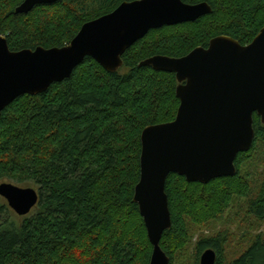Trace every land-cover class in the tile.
<instances>
[{"label":"trees","instance_id":"obj_1","mask_svg":"<svg viewBox=\"0 0 264 264\" xmlns=\"http://www.w3.org/2000/svg\"><path fill=\"white\" fill-rule=\"evenodd\" d=\"M22 1L0 0V36L10 51L61 48L84 23L134 0H60L15 14ZM181 1L205 2L211 13L149 31L121 56L123 73H108L86 57L68 79L20 96L2 111L0 181L33 185L38 202L21 222L0 206V264H149L152 247L133 202L140 134L173 121L179 101L174 74L139 63L155 55L183 57L217 36L247 45L264 26V0ZM253 129L254 141L237 155L233 176L207 184L167 177L171 226L160 247L168 264H199L208 248L216 252L215 264H264L259 233L231 261L224 260L226 230L199 238L189 254L192 231L210 227L241 201L246 216L264 221V182L256 188L250 174L264 163V125L256 114Z\"/></svg>","mask_w":264,"mask_h":264},{"label":"water","instance_id":"obj_2","mask_svg":"<svg viewBox=\"0 0 264 264\" xmlns=\"http://www.w3.org/2000/svg\"><path fill=\"white\" fill-rule=\"evenodd\" d=\"M60 0H23L15 14ZM203 2L135 0L122 2L112 12L84 23L61 48L10 51L0 36V116L15 99L36 96L53 83L68 79L86 57L108 73L122 66L121 56L151 30L194 22L209 15ZM157 72L172 73L179 101L173 121L146 126L140 134L139 179L134 187L147 238L152 247L149 264H168L160 247L170 228L165 182L170 174L187 182L207 184L233 176L234 161L254 141L253 114L264 125V26L247 45L228 36L212 38L180 58L155 55L139 63ZM0 197L18 216L36 206L32 188L0 183ZM216 252L205 249L199 264H215Z\"/></svg>","mask_w":264,"mask_h":264},{"label":"rangeland","instance_id":"obj_3","mask_svg":"<svg viewBox=\"0 0 264 264\" xmlns=\"http://www.w3.org/2000/svg\"><path fill=\"white\" fill-rule=\"evenodd\" d=\"M119 72L123 73L125 71L123 69H120ZM250 174H252L251 176H253L257 188L264 182V163L262 162L261 164H259L256 169ZM2 182L10 183L21 188H32L37 191V189L30 184L22 185L11 180L0 181V183ZM0 206H3L8 212L10 210L16 216L15 219L17 222H21L24 217H28L34 212L33 209V211H31L27 216H18L7 206L5 200L1 197ZM244 209L245 201H241L235 206L232 205L231 208L226 211L223 218L214 222L210 227L202 228L200 230H193L191 233L192 237L189 238V254H191L193 250L192 247L199 238L210 236L220 230H226L227 232H229V241L225 247L224 260L231 261L232 259L237 257L246 247L249 237L254 236L258 233L264 235V221L260 223L254 222L253 218L249 217L248 215L246 216ZM3 215H5V213Z\"/></svg>","mask_w":264,"mask_h":264},{"label":"flooded vegetation","instance_id":"obj_4","mask_svg":"<svg viewBox=\"0 0 264 264\" xmlns=\"http://www.w3.org/2000/svg\"><path fill=\"white\" fill-rule=\"evenodd\" d=\"M135 1V0H134ZM131 2V1H130ZM112 12V11H111ZM3 199V198H2Z\"/></svg>","mask_w":264,"mask_h":264}]
</instances>
